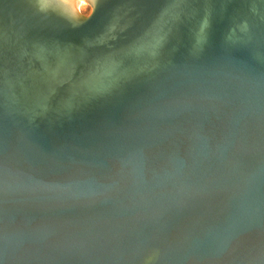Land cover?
<instances>
[{
	"label": "water",
	"instance_id": "1",
	"mask_svg": "<svg viewBox=\"0 0 264 264\" xmlns=\"http://www.w3.org/2000/svg\"><path fill=\"white\" fill-rule=\"evenodd\" d=\"M231 56L44 120L3 69L0 264H264V70Z\"/></svg>",
	"mask_w": 264,
	"mask_h": 264
},
{
	"label": "bare ground",
	"instance_id": "2",
	"mask_svg": "<svg viewBox=\"0 0 264 264\" xmlns=\"http://www.w3.org/2000/svg\"><path fill=\"white\" fill-rule=\"evenodd\" d=\"M84 4L96 12V27ZM2 51L27 55L30 65L20 67L0 58V72L35 92L17 101L44 120L163 81L190 90L205 68L234 53L264 70V0H50L46 9L38 0H0Z\"/></svg>",
	"mask_w": 264,
	"mask_h": 264
},
{
	"label": "rangeland",
	"instance_id": "3",
	"mask_svg": "<svg viewBox=\"0 0 264 264\" xmlns=\"http://www.w3.org/2000/svg\"><path fill=\"white\" fill-rule=\"evenodd\" d=\"M81 11H82V13H83V15L84 16H86V15H90L91 14V8H90V6L89 5H86V4H84L82 7H81ZM5 52V51H4ZM3 51L1 52V54H0V58H2V59H4L5 57V60L9 63L10 62V64H13V65H17V67H20V66H25V65H30V61L28 60V58H27V55H20V56H17V55H13V54H9V53H4ZM10 55V56H9ZM11 55H13V56H11ZM4 56V57H3ZM15 56V57H14ZM8 58V59H7ZM11 60H10V59ZM21 58V59H20ZM24 58H26L25 59V61H24ZM20 60V61H19ZM21 60H22V62H21ZM12 62H15V63H12ZM20 62V63H19ZM24 62H25V65H24ZM47 117H49V116H47ZM47 117H45L44 119H46ZM34 119H38L37 117L36 118H34Z\"/></svg>",
	"mask_w": 264,
	"mask_h": 264
},
{
	"label": "snow or ice",
	"instance_id": "4",
	"mask_svg": "<svg viewBox=\"0 0 264 264\" xmlns=\"http://www.w3.org/2000/svg\"><path fill=\"white\" fill-rule=\"evenodd\" d=\"M41 9H46L50 6V0H38ZM93 6H95L96 0H92Z\"/></svg>",
	"mask_w": 264,
	"mask_h": 264
}]
</instances>
